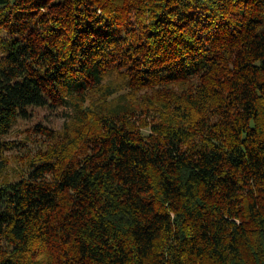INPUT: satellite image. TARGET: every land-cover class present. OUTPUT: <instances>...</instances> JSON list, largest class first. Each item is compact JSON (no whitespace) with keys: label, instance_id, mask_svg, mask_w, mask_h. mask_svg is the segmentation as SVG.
Listing matches in <instances>:
<instances>
[{"label":"trees","instance_id":"trees-1","mask_svg":"<svg viewBox=\"0 0 264 264\" xmlns=\"http://www.w3.org/2000/svg\"><path fill=\"white\" fill-rule=\"evenodd\" d=\"M0 264H264V0H0Z\"/></svg>","mask_w":264,"mask_h":264},{"label":"rangeland","instance_id":"rangeland-1","mask_svg":"<svg viewBox=\"0 0 264 264\" xmlns=\"http://www.w3.org/2000/svg\"><path fill=\"white\" fill-rule=\"evenodd\" d=\"M71 117V111L68 109L41 108L34 110L30 119L19 121L7 137V141L14 144L13 147H15L13 151L6 154L5 159L10 177H14L16 169H21L30 159L48 146L49 136L43 131L49 130L53 133L61 131Z\"/></svg>","mask_w":264,"mask_h":264}]
</instances>
